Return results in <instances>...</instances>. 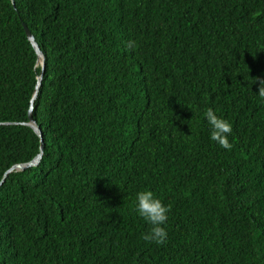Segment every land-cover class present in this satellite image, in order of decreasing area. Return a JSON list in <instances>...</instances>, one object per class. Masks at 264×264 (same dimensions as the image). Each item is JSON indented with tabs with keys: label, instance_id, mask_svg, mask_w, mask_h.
I'll return each mask as SVG.
<instances>
[{
	"label": "trees",
	"instance_id": "16d2710c",
	"mask_svg": "<svg viewBox=\"0 0 264 264\" xmlns=\"http://www.w3.org/2000/svg\"><path fill=\"white\" fill-rule=\"evenodd\" d=\"M0 0V264H264V0ZM134 46L128 47L127 42ZM256 81V82H255ZM208 107L232 126L208 139ZM170 211L162 245L133 211Z\"/></svg>",
	"mask_w": 264,
	"mask_h": 264
},
{
	"label": "clouds",
	"instance_id": "9594fccd",
	"mask_svg": "<svg viewBox=\"0 0 264 264\" xmlns=\"http://www.w3.org/2000/svg\"><path fill=\"white\" fill-rule=\"evenodd\" d=\"M127 46L133 47V41L129 40ZM257 94L264 99V80L260 81ZM203 116L208 139L223 149H230L232 132L230 121L211 107L206 109ZM132 204L135 215L147 225L146 231L142 233V239L148 243L162 245L168 237L167 220L170 211L168 205L148 187L135 192Z\"/></svg>",
	"mask_w": 264,
	"mask_h": 264
},
{
	"label": "water",
	"instance_id": "95a60500",
	"mask_svg": "<svg viewBox=\"0 0 264 264\" xmlns=\"http://www.w3.org/2000/svg\"><path fill=\"white\" fill-rule=\"evenodd\" d=\"M12 2L14 3L15 1L12 0ZM25 29H26V33H27V36L29 38V40L31 41L32 45L34 46L36 52H37V55L39 57V61L42 65V72L41 74L39 75L38 77V83H37V86H36V89H35V93H34V96L31 100V106L28 110V121L26 122V124L30 125L31 127L34 128V130L37 132V134L41 137V152L33 159L31 160L30 162H26V163H19L13 167H11L10 169H8L6 171V173L4 174L1 182H0V185H2V183L6 180V177L8 176V174L12 171H15V170H24L30 166H34V165H37L41 159V156H42V150H43V138H42V131H41V128L37 125L34 117H33V104H34V98L36 97L37 93H38V90H39V86L41 84V81H42V76H43V71H44V66H45V62H44V55H43V52L42 50L40 49L35 37L33 36V34L31 33V31L29 30V28L25 25Z\"/></svg>",
	"mask_w": 264,
	"mask_h": 264
}]
</instances>
